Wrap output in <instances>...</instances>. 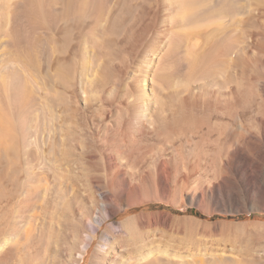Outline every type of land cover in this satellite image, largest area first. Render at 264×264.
<instances>
[{
  "label": "rangeland",
  "instance_id": "1",
  "mask_svg": "<svg viewBox=\"0 0 264 264\" xmlns=\"http://www.w3.org/2000/svg\"><path fill=\"white\" fill-rule=\"evenodd\" d=\"M45 1L47 28L40 32L41 55L37 53L30 62L18 60L10 55L14 52L10 38L0 32V110L4 99L9 100L2 115L9 114L4 121L0 115V120L7 119L9 125H5L12 135L2 133L0 137H5L0 139L7 147H17L16 143L25 140L20 144L21 157L11 160L29 165L34 181L29 188L39 186V196L32 204L20 202L27 191H19L20 198L11 202L9 197L18 189L4 185L8 191H0V264H217L242 260L241 256L246 259L245 253L264 234V183L249 176L260 171L264 176V141L251 144L249 152L238 151L233 136L230 147L220 152L218 137L224 128L219 125L230 121L212 117V112L221 114L223 108L213 111L205 107H250L245 121L257 133L253 118L264 112L262 37L254 33L250 37L247 32L251 29L237 26L241 13L232 19L210 17L187 23L180 0ZM27 2L0 0V14L3 10L24 11ZM204 9L200 2L191 12L202 15ZM230 20L238 31L232 27L234 48L223 54L228 43L222 32ZM48 22H52L50 29ZM10 24L3 30L13 33L16 22ZM60 51L62 55L56 54ZM181 107H199L194 114L214 126L219 124L220 130L216 127L210 136L201 133L185 139L159 135L165 130L162 121L180 114ZM122 123L137 127L130 128L135 134L132 140L140 141V155L153 162L132 169L127 163L130 154H122L116 147L114 155L124 165L130 188L139 187L141 197H134L132 207L119 199L120 214L104 224L98 238L83 252L89 234L85 221L100 203L99 195L123 189L118 178L110 186L114 170L108 164L109 153L102 150ZM55 137L57 153L64 148L69 154L68 163L63 161L67 163L64 179L59 175ZM166 160L170 162L171 188L163 194L159 170L153 163ZM26 205L31 206L27 209ZM126 221L136 237L128 239L119 233L105 253L101 246L108 226Z\"/></svg>",
  "mask_w": 264,
  "mask_h": 264
},
{
  "label": "bare ground",
  "instance_id": "2",
  "mask_svg": "<svg viewBox=\"0 0 264 264\" xmlns=\"http://www.w3.org/2000/svg\"><path fill=\"white\" fill-rule=\"evenodd\" d=\"M10 1V0H9ZM26 1V0H25ZM77 1V0H76ZM74 1V2H76ZM98 1V0H97ZM176 1V0H175ZM4 2V1H3ZM8 2V1H7ZM45 0H28L27 5L24 9V11L22 10L21 12H13V11H6L3 10L0 14V32L3 34H5L7 37L10 38V45L13 47V51L11 52V56H15L18 60H32L31 58L34 57V55H38L42 53V50L39 51L38 49H41L42 47L40 46L41 44V39H39L40 37V32L41 30H45V27L47 28V26H45V20L47 17L46 14V5H45ZM73 2V3H74ZM143 2V0H142ZM201 2V5L204 6V10L201 14H197L194 15V13H192L191 11L194 9V7H196L197 4H199ZM9 3V2H8ZM11 3V2H10ZM19 3V2H18ZM26 3V2H25ZM77 3V2H76ZM88 0L84 1V4H87ZM146 3V2H145ZM181 3V7L186 10V14L188 15L187 19V23H191L193 24V22H198L200 21L202 18H212L214 20V17L219 18V20L222 18H229L232 19L235 17L236 14H240L242 15V17L239 19V21L237 22L239 27L244 28L245 31H247L248 29H251L250 31L247 32V34H249L250 37L253 36V33L255 35H259V37H262V42H258V44L260 43L259 47H264V0H180ZM213 3V4H212ZM83 4V5H84ZM144 4V3H143ZM7 5V4H6ZM4 5V6H6ZM72 5V4H71ZM74 5V4H73ZM142 5V4H141ZM145 5V4H144ZM3 6V7H4ZM11 6V5H10ZM50 6V5H49ZM2 7V6H1ZM82 7V6H81ZM7 8V7H6ZM49 8V7H48ZM139 8V7H138ZM144 8V6H143ZM12 9V8H11ZM79 9V8H77ZM76 9V10H77ZM81 10L83 8H80ZM21 10V8H20ZM137 10V7L135 9V11ZM142 10V9H141ZM140 10V11H141ZM146 10V9H144ZM10 11V12H9ZM78 11V10H77ZM86 8L84 9V11H81L82 13H85ZM48 12V10H47ZM247 12V13H246ZM52 14V12H49ZM78 13L80 14V12L78 11ZM50 14V16H51ZM49 15V14H48ZM54 15V14H52ZM183 16V15H182ZM49 18V17H48ZM47 18V19H48ZM53 18V17H52ZM55 18V17H54ZM51 19V18H49ZM49 19L47 21H49ZM58 19V18H56ZM203 19V20H204ZM216 19V18H215ZM16 22V24L14 25V31L13 33H11V29H7V30H3L5 27H7L8 25L10 26L11 22ZM196 20V21H195ZM231 21V20H230ZM179 22V21H178ZM210 22V21H209ZM207 22V23H209ZM49 23V22H48ZM52 23V22H51ZM49 23V29L52 27H50ZM181 23V22H180ZM183 23V22H182ZM85 23L83 22L82 25H84ZM217 24V23H216ZM235 21H231L229 23H227V25L224 24V29H223V34H225L226 36V42L227 44V49L223 51V54H227L230 52L231 47H233L234 45L231 43V41L233 40L230 32H233L232 27L235 26L236 28H238L235 25ZM79 24H77L78 26ZM74 27H76V25H73ZM210 27V25H209ZM233 27V28H235ZM55 28V27H54ZM235 28V30H237ZM257 28V30H255ZM199 29V28H198ZM222 29V27H221ZM252 29H254L256 32H252ZM240 31H242L241 29H239ZM13 31V30H12ZM215 31V30H213ZM238 31V30H237ZM239 31V32H240ZM0 33V35H1ZM44 33V32H43ZM3 34V35H4ZM222 34V35H223ZM244 36H245V32H243ZM47 35V34H46ZM242 35V34H241ZM224 36V37H225ZM4 37V36H3ZM43 37V36H42ZM51 38V37H50ZM241 38V37H240ZM3 39V38H2ZM253 39V38H252ZM257 39V38H256ZM50 40V39H49ZM58 40V39H56ZM69 40V39H68ZM67 40V41H68ZM48 41V40H47ZM54 41V40H53ZM59 41V40H58ZM70 41V40H69ZM234 41V40H233ZM240 41V40H239ZM257 41V40H256ZM8 42V41H7ZM3 43V42H2ZM1 43V44H2ZM48 43V42H47ZM46 43V45H47ZM58 43V42H57ZM248 43V42H247ZM252 43V42H251ZM59 44V43H58ZM56 44V45H58ZM253 44V43H252ZM5 45V44H4ZM65 45V44H64ZM63 45V46H64ZM233 45V46H232ZM238 45V44H237ZM240 45V44H239ZM249 45V44H248ZM251 45V44H250ZM9 46V45H8ZM40 46V48H39ZM7 47V45H6ZM47 47V46H46ZM237 47V46H236ZM57 48L59 49V47L57 46ZM68 48H70V46H68ZM234 48V47H233ZM46 49V48H45ZM57 49V51H59ZM3 50V49H2ZM36 50V51H35ZM65 50V49H64ZM234 50V49H233ZM10 51V50H9ZM47 51V50H46ZM56 51V48L55 50ZM63 51H60V53H56V54H61L62 55ZM38 53V54H37ZM51 53H53L51 51ZM69 53V52H68ZM67 53V54H68ZM55 54V56H57ZM65 54V53H64ZM6 55V54H5ZM230 55V54H229ZM7 56V55H6ZM54 56V55H53ZM52 56V57H53ZM7 58V57H6ZM55 58V57H54ZM53 58V59H54ZM73 58V57H72ZM50 60V59H49ZM48 60V61H49ZM56 60V58H55ZM11 61V60H10ZM14 61V60H13ZM16 61V60H15ZM3 62V61H2ZM30 62V61H29ZM5 63V62H4ZM25 63V62H23ZM49 63V62H48ZM56 63V61H55ZM54 63V64H55ZM29 64V63H27ZM39 64V63H38ZM52 64V63H51ZM3 65V63H2ZM40 66H42L41 64H39ZM67 65V64H66ZM52 66V65H51ZM69 66V65H68ZM71 66H73V63H71ZM71 66L70 69H71ZM23 67V66H22ZM53 67V66H52ZM25 68V67H24ZM66 69V68H65ZM68 69V70H70ZM34 70V69H33ZM59 70V69H58ZM62 68H60L59 71H61ZM72 70V69H71ZM57 71V72H59ZM64 71V70H63ZM56 72V73H57ZM29 73V72H28ZM3 74V73H2ZM6 74V73H5ZM13 74V73H12ZM58 74V73H57ZM35 75V74H34ZM220 75V74H219ZM4 76V75H3ZM65 76V75H62ZM11 77V76H10ZM16 77V76H15ZM29 77V76H28ZM31 77V76H30ZM34 77V76H32ZM6 78V77H5ZM18 78V77H16ZM24 78V77H23ZM27 78V77H26ZM35 78V77H34ZM40 78V77H39ZM45 78V77H44ZM65 78V77H64ZM38 79V78H36ZM41 79V78H40ZM56 79V78H55ZM60 79V78H58ZM62 79V78H61ZM66 79V78H65ZM70 79V77H69ZM17 80V79H16ZM30 80V79H29ZM33 81V79H31ZM30 80V81H31ZM39 80V79H38ZM37 81V80H36ZM62 81V80H60ZM58 81V82H60ZM68 81V77L67 80ZM9 81L7 80V83ZM23 82V81H22ZM35 82V81H34ZM39 82V81H38ZM72 82V81H71ZM6 83V82H5ZM15 83V80H14ZM32 83V82H30ZM37 83V82H36ZM11 84V83H10ZM39 84L41 85V83L39 82ZM45 85V83H43ZM67 84V83H66ZM262 84V83H261ZM14 85V84H12ZM28 85V84H27ZM57 85V83H56ZM69 85V84H68ZM67 85V87H68ZM6 86V84H5ZM21 86V84H20ZM33 86V85H32ZM31 86V87H32ZM37 86V85H36ZM52 86V85H51ZM61 86V85H60ZM64 86V84H63ZM262 86V85H261ZM4 87V84H3ZM24 87V86H23ZM43 86H41L40 88H42ZM45 87V86H44ZM43 87V90H44ZM6 88L8 89V87L6 86ZM12 88V86H11ZM22 88V87H21ZM20 88V89H21ZM46 88V87H45ZM49 89V86L47 87ZM262 88V93L264 94V85L261 87ZM6 89V90H7ZM10 89V88H9ZM51 89V88H50ZM14 90V89H13ZM48 91V90H47ZM50 91V90H49ZM7 92V91H6ZM2 93V92H1ZM4 93V92H3ZM50 93V92H49ZM56 93V92H55ZM59 93V92H58ZM237 93V92H236ZM9 94V93H8ZM11 94V93H10ZM15 94V93H14ZM47 94V93H46ZM5 95V94H4ZM58 95V94H57ZM3 96V95H1ZM15 96V95H13ZM23 96V95H22ZM234 96V95H233ZM8 97V96H7ZM60 97V96H59ZM5 98V97H4ZM15 98V97H14ZM10 99V98H9ZM16 99V98H15ZM71 99V98H70ZM25 100V99H24ZM3 101V100H2ZM19 101V100H18ZM62 101V100H60ZM264 101V100H263ZM29 103V102H28ZM9 104V100L8 99H4L3 101V110L4 107L6 108V106L8 107ZM12 104V103H11ZM264 104V102H263ZM1 105V104H0ZM5 105V106H4ZM30 106V105H29ZM28 106V107H29ZM12 107V106H11ZM27 107V106H26ZM59 107V106H58ZM19 107H17L18 110ZM208 110H219L218 108H223V111L221 112V114H217L216 112H212V117H216L222 120H229L230 122H226V123H222V124H217V125H212V122L207 121L206 119H202L200 117H197L196 114H194V112H197L200 110L199 107H181L179 110L180 114H177V116L173 117L171 120H163L162 123L164 125L165 128L164 131H159V135H161L162 137H165L167 139L170 138H179V139H185L189 136H194V135H200L201 133H203L204 135L210 136L212 131H214L215 129H219L218 127L221 126L222 128H224L223 133H221L218 137V144H219V151L222 152L223 149L228 146L230 147V142L232 137H235V142L236 145L238 147V151L239 150H243V149H247L248 152L249 150V146L251 144H255V145H261V143L264 141V112L262 113L261 111H259L258 113H256L254 116L256 119V128H257V133L252 132V130H250V127L246 124L245 119L247 118V110L250 107H205ZM262 107H259V109L261 110ZM264 108V106H263ZM262 108V109H263ZM0 110V115H2V112H4L3 110ZM13 109V108H12ZM163 109V108H162ZM6 111L11 109H5ZM20 110V109H19ZM56 110V109H55ZM58 110V109H57ZM139 110V109H138ZM202 110V109H201ZM221 110V109H220ZM264 110V109H263ZM126 111V110H125ZM15 112V111H14ZM6 113V112H4ZM3 113V115H5ZM16 113V112H15ZM9 113L7 112L6 116L2 115V119L3 117L7 118V115ZM13 114V113H12ZM20 115V114H19ZM15 115L13 114V117ZM54 116V115H53ZM124 116V115H123ZM9 117V116H8ZM11 117V116H10ZM57 117V115H56ZM202 117H204L202 115ZM1 118V117H0ZM134 118V117H133ZM140 118V117H139ZM9 119V118H8ZM16 119V117H15ZM67 119V118H66ZM72 119V118H71ZM70 119V120H71ZM120 119V118H119ZM142 119V118H141ZM208 119V118H207ZM249 119V118H248ZM252 119V117H251ZM0 120V121H1ZM20 120V119H19ZM59 120V119H58ZM121 120V119H120ZM131 120V119H129ZM146 120V119H145ZM4 121V120H3ZM1 121L2 123H0V135L3 133H5L8 137H11L12 135H10L11 131L9 132V128L7 127L8 121L6 119L5 122ZM24 121V120H23ZM123 121V119H122ZM14 122V120H13ZM16 122V121H15ZM56 121H54L55 123ZM121 122V121H120ZM160 122V121H159ZM7 123V124H6ZM53 123V124H54ZM131 123V122H129ZM138 123V122H137ZM7 126H6V125ZM21 124V123H20ZM24 124V123H23ZM27 124V123H26ZM15 125V124H14ZM111 125V124H110ZM132 125V124H131ZM6 126V127H5ZM16 126V125H15ZM128 126H130V124H128ZM127 123H122V127L121 125H117V128L115 129V135L120 134L118 136H120V140L117 141V139L115 138V135H111L114 136V138H112L113 140H110V138L106 141H108L106 144L107 147H105L103 150L104 154L105 152H108V164L109 166L114 170V174L112 175L111 179L108 181L110 186L111 184H114V182L120 179V182L123 185V189L117 193L114 194L113 192L110 191H106V192H102L99 196H100V200H99V204H97L94 208L93 214L92 216L85 221L86 222V227L89 230V234H87L86 239H84V243H83V252H87V249L93 244V242L98 238L99 232L103 229L104 224L111 218L116 217L118 214H120V211L122 209H120V203H119V199L120 201H122V204H125L128 207H132L135 205L134 202V197L140 198L141 197V192H140V188L139 187H135L134 190H132L130 188V185L128 183V180L126 179V172L124 170V165H120L119 161L116 159L115 157V153L113 152L114 150H116V147L118 148L117 150H121L122 154L124 153H128L130 155L129 159L127 161L128 166H132L133 168H136V166H138V164L140 163L141 165L143 163H149V162H153L148 156L144 155H140L141 152V148L139 147L140 141L137 140H132V136H134L133 134H131V130L130 128L133 127L131 126L130 128H128ZM99 127V126H98ZM217 127V128H216ZM11 128V127H10ZM17 128V127H16ZM134 128V127H133ZM137 128V127H136ZM134 128V130L136 129ZM13 129V128H12ZM206 129V131H204ZM58 130V129H57ZM161 130V129H160ZM256 130V129H255ZM8 131V132H7ZM14 131V130H13ZM69 131V130H68ZM121 131V133H120ZM26 132V131H25ZM24 132V133H25ZM133 132V131H132ZM13 133V132H12ZM23 133V134H24ZM61 133V132H60ZM14 134V133H13ZM17 134V133H16ZM16 134L14 136H16ZM57 134V133H56ZM55 134V135H56ZM65 135V134H64ZM63 136V135H62ZM110 136V137H111ZM3 136H1L0 138H2ZM5 137V136H4ZM3 137V139H4ZM6 137V138H8ZM161 137V138H162ZM5 138V139H6ZM15 138V137H14ZM17 138V136H16ZM15 138V139H16ZM19 138V137H18ZM21 138V137H20ZM68 138V137H67ZM66 138V139H67ZM12 139V138H11ZM25 139V138H24ZM136 139V138H135ZM163 139V138H162ZM189 139V138H188ZM243 139V140H242ZM1 140V139H0ZM75 140V139H74ZM166 140V139H165ZM178 140V139H177ZM18 141V139H17ZM15 140V143L17 142ZM25 142V140H23ZM20 143H16L17 147H7L4 145L3 141H0V145H2V149H0V191L2 192V190L5 188L7 190H5L6 192L8 191L7 187H15L16 189H18V192L16 194H13L12 196L9 197V202L12 201V199H15L17 196L18 198L19 195V191H27L26 194L23 196L24 199L21 200L20 202L22 203L23 201L26 202V204H30L31 202L33 203L34 200L36 199L37 195H38V190H36L38 187H35L34 190H32L34 187H32V189L29 188V184L31 182V176H30V170H29V165L25 166V164L22 163V161H17L15 159V161H12L11 159L12 156L14 157H21V155L19 153L20 149H21V142ZM176 141V140H175ZM7 142V141H6ZM13 142V141H12ZM55 146H54V151H55V155L57 157L60 156V161L59 158H57V162H60V176L66 177V172L63 169L64 163L63 161H66L68 163V158L67 155L68 152L67 150H65L63 148L58 149V153H57V147L56 145L58 144V138L55 137ZM119 142V143H118ZM167 142V141H166ZM178 142V141H177ZM176 142V143H177ZM63 143V142H62ZM165 143V142H164ZM19 144V146H18ZM24 144V143H23ZM119 144V145H118ZM7 145V144H6ZM59 145H60V141H59ZM63 145V144H61ZM115 145V149H113V146ZM118 145V146H117ZM166 145V144H164ZM64 146V145H63ZM160 146V145H159ZM223 146V147H222ZM1 147V146H0ZM67 147V146H66ZM154 147V146H153ZM4 148V149H3ZM60 148V146H59ZM99 148V147H98ZM151 148V147H150ZM158 148V147H157ZM148 149V148H147ZM116 150V151H117ZM152 150V149H151ZM157 150V149H156ZM246 150V151H247ZM120 151V152H121ZM53 152V151H52ZM119 152V153H120ZM143 152V151H142ZM149 153V152H148ZM3 154H5V157L3 156ZM86 154V153H85ZM73 155V154H71ZM148 155V154H147ZM124 156V155H123ZM126 156V155H125ZM4 157V158H3ZM83 157V156H82ZM103 157V156H102ZM127 157V156H126ZM75 159V158H74ZM126 159V158H125ZM4 160V161H3ZM105 160V159H104ZM122 160V159H121ZM17 161V162H16ZM15 162V163H13ZM56 162V163H57ZM77 162V161H76ZM65 163V164H67ZM2 165H5L4 168H2ZM154 167L158 168L159 170V176H160V183L162 185L163 189V194L169 192L170 190V183H171V169H170V162L163 161L161 163H157L156 161H154L153 163ZM68 166V165H67ZM76 166V165H75ZM135 166V167H133ZM62 167V168H61ZM66 168V167H65ZM85 168V167H84ZM131 169V170H132ZM35 170V169H34ZM56 170V169H55ZM87 170V169H86ZM59 171V170H58ZM57 171V172H58ZM139 171V170H138ZM260 171V170H259ZM131 172V171H130ZM135 172V171H134ZM107 174V173H106ZM58 175V174H57ZM252 180L254 179L255 182L258 181V184L260 183H264V176L262 175L261 171L259 175H255L254 173L249 175ZM33 177V176H32ZM40 177V176H39ZM61 177V178H62ZM92 177V176H91ZM98 177V176H97ZM249 177V178H250ZM38 178V177H37ZM107 178V177H106ZM147 178V177H146ZM42 179V178H41ZM40 179V181H41ZM45 179V178H44ZM99 179V178H98ZM43 180V179H42ZM148 181H150V179H147ZM257 180V181H256ZM33 181V180H32ZM38 181V180H37ZM34 182V181H33ZM36 182V181H35ZM105 182V181H104ZM249 183V182H248ZM41 184V183H40ZM43 184V183H42ZM251 184V183H250ZM4 185H7V187L3 188ZM36 185V184H35ZM102 185V184H101ZM34 186V184H33ZM46 186V184H45ZM65 186V185H64ZM75 186V185H74ZM98 186V185H97ZM257 185L255 183V186L253 187L254 189H256ZM260 187V186H259ZM113 188V187H112ZM75 189V188H74ZM34 193H32V191ZM31 191V192H30ZM105 191V190H104ZM30 192V193H29ZM10 193H8L9 195ZM39 196V195H38ZM8 197V196H7ZM7 199V198H6ZM22 199V198H21ZM99 199V198H97ZM143 199V198H142ZM4 201V200H3ZM2 203V202H1ZM31 203V204H32ZM137 203V202H136ZM20 204V203H19ZM143 204V203H141ZM13 205V204H12ZM25 205V204H24ZM28 206L27 209L31 206ZM122 206V205H121ZM25 207V206H24ZM13 209V207H12ZM21 209V208H20ZM26 209V207L24 208ZM26 209V210H27ZM7 210V209H6ZM22 210V209H21ZM25 212V210H24ZM22 213V212H21ZM131 221V220H130ZM130 221H126L124 223H121L119 225H117L116 223H110V225L108 226L107 231L104 233V236L102 237L103 241H104V246H101L103 248H105V253L108 254V252H110L109 250L112 248V246L114 245V243H116L115 241L118 239L117 235L119 233L124 234L128 239H134L135 237L133 236L134 232L132 230V232H130L128 229H130ZM13 229V228H12ZM86 240V241H85ZM255 240V239H254ZM102 241V242H103ZM129 241V240H128ZM253 242V240H252ZM251 243V242H250ZM254 243V242H253ZM253 243L251 245H253ZM3 244V243H2ZM4 245V244H3ZM99 248V247H98ZM250 248V247H249ZM114 249V248H113ZM250 249V252H246L248 254L245 253V257L246 259H243L244 257L241 256L242 260H235L233 262L227 263L225 261H220L217 264H264V234L261 236H258L255 240L254 246ZM104 250V249H103ZM246 250V251H247ZM243 255V254H242ZM80 258H84V255H80ZM149 264H154V263H149Z\"/></svg>",
  "mask_w": 264,
  "mask_h": 264
}]
</instances>
